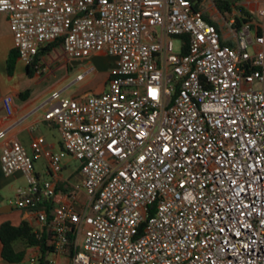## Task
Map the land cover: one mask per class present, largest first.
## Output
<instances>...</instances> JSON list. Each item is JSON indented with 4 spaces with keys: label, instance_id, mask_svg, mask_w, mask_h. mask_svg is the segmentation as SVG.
<instances>
[{
    "label": "built area",
    "instance_id": "1",
    "mask_svg": "<svg viewBox=\"0 0 264 264\" xmlns=\"http://www.w3.org/2000/svg\"><path fill=\"white\" fill-rule=\"evenodd\" d=\"M0 13L38 76L58 40L70 60L115 59L105 93L55 92L44 115L63 143L50 172L79 163L80 209H42L57 192L35 175L38 143L34 156L15 141L1 157L6 176H26L16 206L37 212L56 253L73 247V264H264V10L232 22L234 45L192 0H0ZM13 103L3 100L8 116Z\"/></svg>",
    "mask_w": 264,
    "mask_h": 264
},
{
    "label": "crops",
    "instance_id": "2",
    "mask_svg": "<svg viewBox=\"0 0 264 264\" xmlns=\"http://www.w3.org/2000/svg\"><path fill=\"white\" fill-rule=\"evenodd\" d=\"M215 2L216 0H203L200 10L206 19L218 26L223 42L229 45H234L236 41L232 22L237 17H241L239 8H244L250 15V19L256 22L259 20V12L264 10V0L237 2L231 6L230 12H222ZM15 49L9 18L6 14L0 13V132L8 131L4 138H0V208L6 207V211L0 214V229L7 222L14 226L27 222L34 233L47 240L48 264H73L74 248L70 247L65 253H56L51 243V232L39 222L37 212L17 208L18 191L27 187V178L22 172L6 176L2 171L1 157L4 150L15 141L34 156L33 144L38 143L43 153L40 157L34 158L35 175L40 180H53L57 192L53 199L45 202L42 209L49 215L62 205H75L76 209H80L87 199V194L82 187V181L76 182L77 175L81 176L79 163L72 158H66L58 176L50 172L48 153L60 152L63 149V143L58 126L55 123L46 122L44 115L50 107L48 102L52 95L55 92H61L64 96V92L77 82L86 81L85 85L72 95L73 99L105 93L108 90L110 70L115 64V59L105 53H94L84 60H70L60 46L47 56L41 57L48 70L38 76L20 58L16 60L14 69L10 73L8 61ZM105 56L110 57V64L102 79L96 81L92 77L96 73V68L92 65L93 59ZM79 76H83V80H79ZM24 94L28 96L22 97ZM6 96H11L14 101L12 116L6 114L3 106ZM9 206L15 207L11 209ZM2 252L3 244L0 239V264H10L3 259ZM41 255L39 246L29 248L21 264H31L34 258L35 264H38Z\"/></svg>",
    "mask_w": 264,
    "mask_h": 264
},
{
    "label": "trees",
    "instance_id": "3",
    "mask_svg": "<svg viewBox=\"0 0 264 264\" xmlns=\"http://www.w3.org/2000/svg\"><path fill=\"white\" fill-rule=\"evenodd\" d=\"M195 3V9L200 10V5L203 0H192ZM244 0H216L217 7L222 12H230L231 6L237 2ZM241 17H237L236 26L239 27L242 22H246L250 19V15L245 11L244 8H239ZM62 45V40H58L54 43L49 44L40 52V58L47 56L55 48ZM19 58L18 50L15 49L10 55L8 65L10 73L14 69L16 60ZM28 94H24L22 97H27ZM0 239L3 244V259L10 264H21L25 257L26 252L29 248L39 246L42 251V255L38 261V264H48L46 259V254L49 248L46 246V239L39 237L38 234L34 233L33 228L27 222L21 223L19 226H14L13 224L7 222L1 226L0 229Z\"/></svg>",
    "mask_w": 264,
    "mask_h": 264
},
{
    "label": "rangeland",
    "instance_id": "4",
    "mask_svg": "<svg viewBox=\"0 0 264 264\" xmlns=\"http://www.w3.org/2000/svg\"><path fill=\"white\" fill-rule=\"evenodd\" d=\"M212 1V0H209ZM174 49L175 52L178 53L180 50V40L179 39H174ZM93 67L96 68V73H94V75H92V77L94 78V80L96 81H100V79H102V77L104 76L109 64H110V57H96L93 59ZM86 83V81L83 82H77L75 84H73L70 88H68V90L66 92H64V96L71 98L72 95H75L81 88L82 86H84ZM82 178L80 175H77L76 177V182L77 183H81ZM81 249V248H80Z\"/></svg>",
    "mask_w": 264,
    "mask_h": 264
},
{
    "label": "water",
    "instance_id": "5",
    "mask_svg": "<svg viewBox=\"0 0 264 264\" xmlns=\"http://www.w3.org/2000/svg\"><path fill=\"white\" fill-rule=\"evenodd\" d=\"M9 207H11V209H13L15 206H9ZM5 211H6V207H1L0 208V214L5 212Z\"/></svg>",
    "mask_w": 264,
    "mask_h": 264
}]
</instances>
